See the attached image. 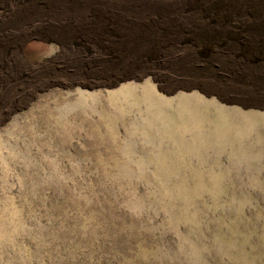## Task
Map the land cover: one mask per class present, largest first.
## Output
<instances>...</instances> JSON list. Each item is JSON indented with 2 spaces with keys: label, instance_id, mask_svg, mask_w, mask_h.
I'll return each instance as SVG.
<instances>
[{
  "label": "rangeland",
  "instance_id": "374dc122",
  "mask_svg": "<svg viewBox=\"0 0 264 264\" xmlns=\"http://www.w3.org/2000/svg\"><path fill=\"white\" fill-rule=\"evenodd\" d=\"M139 1L0 0V264H264V14L134 63Z\"/></svg>",
  "mask_w": 264,
  "mask_h": 264
},
{
  "label": "bare ground",
  "instance_id": "6f19581e",
  "mask_svg": "<svg viewBox=\"0 0 264 264\" xmlns=\"http://www.w3.org/2000/svg\"><path fill=\"white\" fill-rule=\"evenodd\" d=\"M246 14H264V0H180L166 6L146 0L121 6L118 10L110 9L108 23L95 34H107L109 42L115 43L108 48L128 62L153 63L166 57L175 64L178 62L177 66L191 58L190 49L193 50L191 47H195L196 42L191 40L189 46L182 32L187 30L193 33L197 42L210 44L204 31L213 24L216 16Z\"/></svg>",
  "mask_w": 264,
  "mask_h": 264
}]
</instances>
